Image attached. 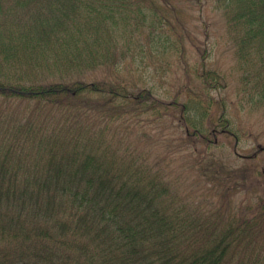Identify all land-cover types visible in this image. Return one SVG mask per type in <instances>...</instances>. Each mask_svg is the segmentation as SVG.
<instances>
[{
	"label": "trees",
	"instance_id": "1",
	"mask_svg": "<svg viewBox=\"0 0 264 264\" xmlns=\"http://www.w3.org/2000/svg\"><path fill=\"white\" fill-rule=\"evenodd\" d=\"M207 1L238 103L264 113V0ZM178 10L0 0V102L29 109L0 108V264H264V173L237 154L226 76L192 43L186 82L161 83L188 50Z\"/></svg>",
	"mask_w": 264,
	"mask_h": 264
},
{
	"label": "rangeland",
	"instance_id": "2",
	"mask_svg": "<svg viewBox=\"0 0 264 264\" xmlns=\"http://www.w3.org/2000/svg\"><path fill=\"white\" fill-rule=\"evenodd\" d=\"M177 2L181 7V11L178 10L176 13L181 17L182 24H184V27L190 33V36H187L186 40L188 50L186 54L179 58L177 65L178 73L174 76V80H162L159 78L155 83H160L162 80L161 83L166 85L165 88H179L187 80L185 62H188L190 66L193 67L199 65L197 53L191 50L192 43L203 48L206 47L210 53L206 60L207 63L221 75H225L227 82L230 84L226 96H221L228 101L229 117L232 119L233 125L247 129L248 133L252 135L251 139L246 138V141L240 146V149L237 151L238 156H246V159L247 156H251L259 150L257 156H252L251 160L255 159L256 164H259L261 167L260 170L264 171V113H262L263 111H259V109H254L245 101H242L241 104L238 103L240 102V96L237 95L235 90V86H237V74L233 72L232 65H234V62L231 52L228 51L227 42L221 28L222 22L218 14L212 11L211 4L207 0H177ZM217 22H219V24L216 26L215 23ZM204 25L207 27L205 33L203 31ZM197 70H199V68H197ZM0 108L3 109L5 113H9L16 108V112L21 113L23 110L24 113L29 114V109L24 102H0ZM149 126L155 135L160 133L159 125L152 124ZM167 133L171 134L172 132L169 130ZM233 140L236 141V138L233 137ZM174 143L177 144V141ZM179 159L182 160L181 157Z\"/></svg>",
	"mask_w": 264,
	"mask_h": 264
},
{
	"label": "flooded vegetation",
	"instance_id": "3",
	"mask_svg": "<svg viewBox=\"0 0 264 264\" xmlns=\"http://www.w3.org/2000/svg\"><path fill=\"white\" fill-rule=\"evenodd\" d=\"M256 156V154H254Z\"/></svg>",
	"mask_w": 264,
	"mask_h": 264
}]
</instances>
